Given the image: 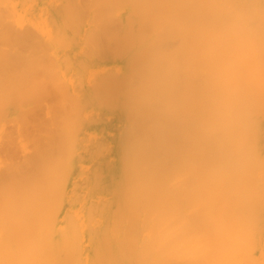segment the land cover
Wrapping results in <instances>:
<instances>
[{"label": "bare ground", "instance_id": "1", "mask_svg": "<svg viewBox=\"0 0 264 264\" xmlns=\"http://www.w3.org/2000/svg\"><path fill=\"white\" fill-rule=\"evenodd\" d=\"M0 44V115L58 107L0 264H264V0H0Z\"/></svg>", "mask_w": 264, "mask_h": 264}, {"label": "rangeland", "instance_id": "2", "mask_svg": "<svg viewBox=\"0 0 264 264\" xmlns=\"http://www.w3.org/2000/svg\"><path fill=\"white\" fill-rule=\"evenodd\" d=\"M0 47H4L3 44L2 45L0 44ZM55 97H53V94H51L50 96H47V98H45V100L43 102L32 107V109L30 108L31 110L29 109L28 110L29 112L24 111L23 109H22V111L18 110L19 112H21V114H20L21 117H17L18 115L15 116L17 118V120L12 119V118H14V115H12V118L9 116H8L9 118H7V112L6 111H5L6 113H1L0 116H2V117H0L1 118L0 121L2 123H0V125H1L0 126V140H1L0 141L1 142L0 143V168H1L0 174H4L7 171V168L8 167L10 168V166H12L13 164L14 165L15 164L16 165H19V164L23 165L24 163L29 161L33 156V152H35L34 154H36V150L39 147H43V148L48 147L47 146L49 143L48 126H50L48 123H50L51 114H53V113L55 114L58 112V110H56V109H58V107L56 106ZM47 108H49L51 110V111L49 110L50 114H49ZM23 112H24V114H22ZM9 115H10V113H9ZM5 117H6V119H5ZM10 133H11V135H10ZM7 139H8V141H6ZM42 141H44V142H42ZM29 143H30V145H29ZM21 145H22V147H21ZM32 159H34V158H32ZM30 162H31V160H30ZM9 164H10V166H9ZM27 164H25V166ZM30 166H32V165H30Z\"/></svg>", "mask_w": 264, "mask_h": 264}]
</instances>
